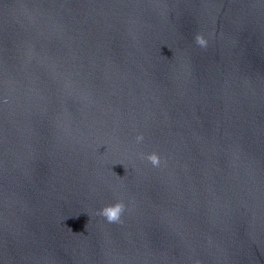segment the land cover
I'll list each match as a JSON object with an SVG mask.
<instances>
[{"label":"water","instance_id":"1","mask_svg":"<svg viewBox=\"0 0 264 264\" xmlns=\"http://www.w3.org/2000/svg\"><path fill=\"white\" fill-rule=\"evenodd\" d=\"M0 264H264V0H0Z\"/></svg>","mask_w":264,"mask_h":264},{"label":"clouds","instance_id":"2","mask_svg":"<svg viewBox=\"0 0 264 264\" xmlns=\"http://www.w3.org/2000/svg\"><path fill=\"white\" fill-rule=\"evenodd\" d=\"M194 42L201 48L205 47L207 43L206 40L199 34L194 37ZM135 140L137 143H140L143 140V136L137 135L135 137ZM141 158L146 160L148 163H150L151 166L154 168L159 167L162 162L161 158L155 152L149 153L147 155H142ZM116 165H122L123 168L125 169V172L127 171V167L126 165L123 164L122 161H117ZM124 211H125L124 203L118 201L113 205H109L101 208L98 212H96V215L104 218L108 223H122L120 218Z\"/></svg>","mask_w":264,"mask_h":264}]
</instances>
